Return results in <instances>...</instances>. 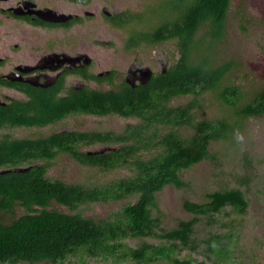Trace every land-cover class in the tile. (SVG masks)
<instances>
[{
	"label": "trees",
	"instance_id": "16d2710c",
	"mask_svg": "<svg viewBox=\"0 0 264 264\" xmlns=\"http://www.w3.org/2000/svg\"><path fill=\"white\" fill-rule=\"evenodd\" d=\"M244 4L238 8L235 0H161L150 9L161 16L160 24L141 31L140 39L176 38L181 59L150 86L128 88L122 94L85 91L69 102L82 104L90 113L112 112L130 118L124 134L113 139L122 149L105 156L80 152L78 132L20 141L18 148L10 141L0 144V168L49 159V165H34L30 171L0 174V264H90L93 260L227 264L237 260L238 219L248 213L252 186L258 194L264 192L247 170L236 177L235 187L210 189L200 202L185 199L183 206L191 219L173 226L161 218L160 197L169 187L189 188L192 181L185 173L205 167L206 162L213 164L214 172L219 169L225 175L224 146L230 148L237 142L246 120L264 117V85L248 91L244 78L238 80L235 75L238 63L224 60L219 53L229 41L232 24L247 32L257 21ZM146 14L132 21L145 20ZM204 105L209 115L200 119L198 111ZM63 109L69 111L70 106L49 101V120L60 118ZM212 109H216L214 116ZM40 118L45 122L47 117L40 114ZM13 119L5 118L0 124H15ZM85 140V146L94 144L96 136ZM33 149L36 153L29 154ZM61 155L87 169L109 165L129 176L98 184L49 176L46 168ZM248 156L243 161L251 164ZM253 161H260L254 153ZM95 203L117 207L107 217H86L82 208ZM130 241L138 243L132 246ZM184 252H188L186 258ZM196 254L202 255V261Z\"/></svg>",
	"mask_w": 264,
	"mask_h": 264
},
{
	"label": "flooded vegetation",
	"instance_id": "af4514ba",
	"mask_svg": "<svg viewBox=\"0 0 264 264\" xmlns=\"http://www.w3.org/2000/svg\"><path fill=\"white\" fill-rule=\"evenodd\" d=\"M132 17L136 18L124 8V0H0V123L8 117L15 121L0 124V144L10 141L18 148L16 143L20 141L78 132L82 137L80 152L105 156L122 149L123 145L113 139L124 134L132 122L130 118L112 112L90 113L82 104L69 102L85 91L122 94L128 88L150 86L154 78L181 59L178 39L159 42L140 39L141 31L130 30ZM145 47L150 50L148 58L140 54ZM53 100L70 106L55 121L49 120V101ZM40 114L47 117L45 122ZM87 117L94 127L84 124ZM27 120L31 123L23 124ZM70 122L72 126L68 125ZM62 124L66 126L61 127ZM95 136L96 140L91 142L94 144L83 145L85 139L90 142ZM33 153L34 149L29 152ZM64 156H58L46 168L49 176L56 177L53 172L56 161ZM35 161L30 159L22 167L8 163L0 171L16 168L30 171L34 165H49V159ZM92 169L104 174L116 170L109 165Z\"/></svg>",
	"mask_w": 264,
	"mask_h": 264
},
{
	"label": "rangeland",
	"instance_id": "374dc122",
	"mask_svg": "<svg viewBox=\"0 0 264 264\" xmlns=\"http://www.w3.org/2000/svg\"><path fill=\"white\" fill-rule=\"evenodd\" d=\"M244 2L246 3L244 5L248 8V15L257 21L253 22L252 27L250 26L247 32H242V29L236 26L237 23L232 24L235 27L231 28V31L227 35L229 41L226 46L224 43L220 47L219 53L220 56H225L224 60H233L235 63H238L235 66V75L238 76V80L241 77L244 78V85L248 88V91H254L255 88L264 85V0H235V7L239 8ZM160 3L161 0H124V8L132 11L136 18H139L144 13L146 14L145 11H149L145 16V20L141 17V20L134 21L133 27L130 30L147 31L158 26L161 16L157 17L155 14L153 15L154 11H150V9H152V6ZM150 19V23L146 22ZM149 52L150 50L146 47L140 50L141 56L146 58L150 57ZM152 54L155 57L158 56V53L152 52ZM215 112L216 109H212L210 115H216ZM206 113L204 105V108L202 107L198 111L199 118L205 119V116L209 115ZM89 121L90 118L87 117L83 122L84 124L86 123L87 127H94V124L89 123ZM244 123V127L240 129L241 136L238 137L237 142L230 148L228 145L224 146L225 150L223 151L222 160L225 163V175L221 176L219 169L214 172L213 164L206 162L205 167L202 166L185 173V177L192 181L189 188L176 189L169 187L164 190L160 197L162 206L161 218L167 224L173 226L179 220L191 219L183 206L185 199L200 202L204 198L205 192L210 189H219L227 185L228 187H235L238 185L236 177L237 179L238 176L242 177L245 170L249 172L248 174L255 177L254 180L256 182L261 184L258 185V188L264 189V117L261 119H248ZM68 125L72 126L73 124L70 122ZM64 126L66 124L61 125V127ZM117 127H120V122L117 123ZM36 133L43 135V132L40 131H36ZM246 153L249 154V158L251 157V164L243 161ZM253 153L259 157V162L253 161ZM53 172L56 174L54 176L59 179L73 182L87 181L97 184L129 176V172L122 170L109 174L96 172L92 168L87 169L78 166L67 156L61 157L56 161ZM60 173H64L65 175ZM214 173H218L219 176H214ZM256 189L255 185H253L249 194L252 200H250L248 213L242 219H238L240 221L239 231L241 239L238 253L236 254L237 260L234 262L230 261L231 263L227 264H264V192L258 194ZM116 207L117 204L115 203H95L84 206L82 213L86 217L99 219L107 217ZM204 228L205 226L203 225L200 227V229ZM148 242L154 243L155 241L148 239ZM137 243V241L129 242L132 246ZM187 253L184 252L182 257L186 258ZM194 256L199 261L203 259L202 255L196 254ZM36 264L51 263L42 262ZM90 264L113 263L110 261L93 260ZM121 264L133 263L123 261ZM151 264H171V262L159 261Z\"/></svg>",
	"mask_w": 264,
	"mask_h": 264
},
{
	"label": "water",
	"instance_id": "95a60500",
	"mask_svg": "<svg viewBox=\"0 0 264 264\" xmlns=\"http://www.w3.org/2000/svg\"><path fill=\"white\" fill-rule=\"evenodd\" d=\"M29 169H25V168H16V169H9V170H4V171H0V174H6V173H10V172H26Z\"/></svg>",
	"mask_w": 264,
	"mask_h": 264
}]
</instances>
